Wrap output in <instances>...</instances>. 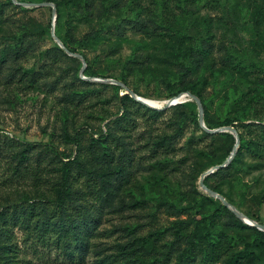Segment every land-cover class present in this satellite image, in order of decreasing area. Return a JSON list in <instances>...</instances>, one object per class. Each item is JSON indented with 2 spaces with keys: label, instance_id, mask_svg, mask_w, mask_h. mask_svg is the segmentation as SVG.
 <instances>
[{
  "label": "rangeland",
  "instance_id": "rangeland-1",
  "mask_svg": "<svg viewBox=\"0 0 264 264\" xmlns=\"http://www.w3.org/2000/svg\"><path fill=\"white\" fill-rule=\"evenodd\" d=\"M7 1L0 0L6 8L0 19V51L15 44L21 33L26 50L0 69V216L6 220L1 221V226L9 229L12 236L6 242L9 252L0 257V264H185L197 220L222 203L201 187L200 179L207 170L227 161L230 155L226 140L202 135L198 104L191 99L180 107L160 110L164 111L161 115L135 107L131 114L136 126L124 131L114 123L123 112L115 90L110 86L103 88L101 82L83 79L81 70L76 72L77 63L54 49L59 44L52 35V8L22 5L27 10H21L5 4ZM67 1L57 0L62 39ZM116 1L119 5L104 18L106 0H89L87 16L76 22V38L87 40L100 28L101 19L109 23L122 14L132 15L134 10L140 11L145 20L160 22L155 16V0ZM79 2L85 4V0ZM226 2L232 16L223 12L218 2L199 11L201 17L210 16L214 23L215 60L220 61L230 50L264 60V20L251 13L253 1ZM171 6H175L173 2ZM75 9H79L78 5ZM171 50V43L162 37L128 27L123 35L115 29L104 31L78 51L89 60L86 69L90 66L100 74L85 75L91 79L120 80L125 72L131 71L125 70V66L134 55L141 71L129 73L131 85L139 86L145 98L166 100V83H149L145 78L150 71L167 74L177 69ZM77 76L90 84L82 85ZM32 78L34 82L30 81ZM250 85L249 78L231 72L221 73L217 80L210 77L206 84L196 86L198 90L203 88L211 116L242 118L244 106H218L214 96H222L232 86L247 92ZM123 93L124 89L119 95ZM234 124L230 126L236 128L239 136L241 133L246 140L252 137L239 121ZM104 126L124 143L110 144L114 152L110 163H103L102 151L92 143L89 132V128L101 132ZM77 131L81 134V153L65 138V134L73 136ZM164 137L172 142L171 146H156ZM28 143L34 145L29 146L25 158L22 152ZM48 144L72 153L71 160H75L70 163L73 176L70 185L80 209L70 208V217L67 213L62 217L56 204L64 164L53 159L56 154ZM121 150L126 151L119 158ZM114 168H122V174L112 175ZM120 181L123 184L117 190L113 183ZM210 182L220 186L238 210L264 224V162L260 163L248 149H243L236 169L226 176L213 177ZM33 205L45 224L36 225L37 217L33 222L26 219L24 214ZM82 206L88 218L97 219L96 228L90 236L79 238L70 232L68 238L64 237L60 226L75 220ZM15 209L19 211L17 220L13 215ZM225 220L226 217H221L217 223L223 226ZM224 227L223 246L216 250L218 261L210 264H225L239 252H243L237 258L239 264L264 263V235L258 236L255 230L239 225ZM203 261L204 257L199 256L192 264Z\"/></svg>",
  "mask_w": 264,
  "mask_h": 264
},
{
  "label": "trees",
  "instance_id": "trees-1",
  "mask_svg": "<svg viewBox=\"0 0 264 264\" xmlns=\"http://www.w3.org/2000/svg\"><path fill=\"white\" fill-rule=\"evenodd\" d=\"M43 2H53L57 7V21H56V35L62 40L66 48H68L73 53H80L78 50L82 48L85 44L90 43L91 40L96 38V35L104 32L111 31L115 29L118 31L119 35H123L125 30L129 27L132 29H137L146 34H155L168 43H171V57L174 61L175 65H177V69L175 71H168L167 74L160 73L157 71L147 72V76L145 80L147 82L157 81L166 83L167 92L165 93V98L174 97L180 93L191 91L195 95H197L204 106V117L206 125L211 128H219L227 125H235L236 121H239L243 124V127L248 130L252 137L249 140H246L243 135L240 133V148L234 159L228 164L225 168H220L216 172L208 175L204 182L205 184L215 190L223 194L228 201L233 203V200L224 193V190L220 186L213 185L210 180L216 176H226L228 173L230 174L232 170L238 167V161L243 153V149H248L252 155L258 158L260 163L264 162V60H260L257 57H253L250 53L244 54H236L234 50L227 51V53L221 58L220 61L215 60V42L213 41L214 32L212 31V27L214 23L210 16L201 17L199 11L206 7H211L213 3H219L221 5L223 12L232 16V10L227 6V0H155L156 11L155 16L160 20L158 23L157 20L154 19L145 20L141 17L140 11H135L132 15L127 16L122 14L118 19H111L109 23H105L103 19L100 21V28L95 32V35L90 36L87 40L77 39L75 36L76 22L84 19L88 14V6L91 4L89 0H85V4H81L79 0H68L66 2V11H67V20L65 21V38L62 39L59 36V28L61 26V12L60 5L57 0H42ZM254 3L252 14L254 17L261 16L264 20V0H252ZM175 5L171 6V3ZM233 2V1H232ZM118 1L112 2V0H106L105 3V12L104 18L108 17L109 11L113 7H117L119 4ZM234 3V2H233ZM5 4L10 5L14 8L27 10V8L22 5L15 4L13 0H8ZM78 5L79 9H75V6ZM233 5V4H231ZM193 8V9H192ZM5 6L4 4H0V19L5 14ZM248 13V10L246 14ZM225 14V15H226ZM224 15V17H225ZM22 35V33H21ZM16 36V40H18L15 44H11L9 48L2 49L0 51V69L7 62L12 59L19 58L22 53H25L26 48L23 46V38L22 36ZM24 37V36H23ZM58 53L65 55L70 60L77 63L76 72L81 70L82 62L77 57H70L66 54L65 50L58 45L54 48ZM81 54V53H80ZM84 56L87 62H89L87 56L85 54H81ZM140 63L135 59L133 55L126 63L125 70L131 71H141L139 66ZM125 72L120 79L123 83H125L128 87H130L134 92L140 96H145L143 92H141L139 86L131 85V81L129 80V73ZM231 72L238 73L246 78L250 79L251 85L247 92L242 91L237 86H232L227 92H225L222 96L218 97L216 94L214 97L217 98L218 106H226L231 104H236V106H244L245 113L242 118L233 117L230 118L228 116L222 117L221 115L214 118L211 116L209 109L207 107L208 100L207 97L203 93V88L200 90L197 89V83L206 84L210 77H214L217 80L221 73H225L226 75H230ZM210 73V76L207 75ZM141 74V72L139 73ZM84 75L86 76H98L100 75L97 72L93 71V68L88 66V68L84 71ZM197 82L194 83V80ZM35 78L30 80L34 82ZM77 80L82 84H90L88 81L83 80L80 76H77ZM100 86L112 87L116 92V97L120 100V105L123 108L122 115L114 120L115 124L122 126L124 131L130 130L136 126L135 119L132 117L133 108H137L139 110L145 109L151 111L153 115H161L164 111H160L157 109H152L141 102L135 100L129 94L119 95L120 91H123V88L119 85L114 84H105L100 83ZM74 93L79 94L77 91L73 90ZM181 104L175 106V108L180 107ZM243 120H248L250 122L244 123ZM198 123V122H197ZM199 124V123H198ZM202 135L205 137L215 138L219 136L226 140L228 145L227 151L230 155L233 150L234 144L236 143V139L234 136L228 132L210 134L202 127H199ZM89 132L92 135L93 144L95 143L103 154V163H110L112 159H114V152L111 150V143L116 142V146H123L124 143L121 141V138L114 136L113 132L107 129L106 126L102 128L101 132H97L92 128H89ZM66 140L73 144L78 152L81 153L83 150V145L81 141V134L79 131L75 133L73 136L69 134H65ZM156 146L168 148L171 146L172 142L167 141V138H162L157 141ZM28 147L22 152V157L27 158V154L30 149L29 146H33L34 144H27ZM47 146V145H45ZM51 150L56 154L54 160H58L59 162H63L64 166L62 167L63 172V181L61 183L60 188L57 190L58 200L56 204L58 208L61 210V216L63 217V213H67L70 217V208L80 209L78 207L77 200L74 196V190L72 189L71 184V167L70 163H73L75 160H71L72 153L67 154L64 151H60L53 144H48ZM91 147H93L91 145ZM124 151L121 150V154L119 158L124 155ZM65 159H68L65 161ZM122 168H114L112 170V175L122 174ZM90 173V172H87ZM82 174L81 169L79 170V175ZM124 181V183H127ZM117 190L123 184V181L119 183H113ZM205 199H210V197L203 196ZM75 203V204H74ZM170 206L178 210L180 209L176 207L174 204H170ZM36 205H33L31 211L26 212L24 214L26 219L29 222H33L37 217L36 225L44 222L45 220L40 219V214L35 213ZM18 209H15L13 215L18 219ZM30 213V215H29ZM221 217H226L224 225H220L217 223V219ZM77 218H80L81 222L78 221ZM75 220H71L69 222H63L60 226L63 229V236L68 238L70 232L74 233L76 237L82 238L85 236H90L93 233V230L96 228L95 224L97 219H90L86 215V210H80L79 214H77ZM6 221L0 216V257H3L6 253H8L6 244L7 241L11 240V234L9 229L1 226V221ZM239 225L243 229H253L256 231L258 236L264 235V231L259 230L256 227L249 226L245 224L242 220H240L231 210H229L223 203L220 204L218 208H214L213 212L206 214L202 219L197 220L196 228L189 239L190 246L187 250L189 252L186 254L185 264H192L195 262L196 257L203 256L204 261L201 264H210L218 261L216 250L222 248L223 239L225 237V227L224 226H235ZM79 242V241H78ZM83 243V240H81ZM203 244H207L206 247ZM249 246L246 247V250ZM84 252V250H83ZM73 252H69V255L73 257ZM243 252L233 254L225 264H239L237 258L241 256ZM178 264H182L179 262ZM264 264V263H259Z\"/></svg>",
  "mask_w": 264,
  "mask_h": 264
},
{
  "label": "water",
  "instance_id": "water-1",
  "mask_svg": "<svg viewBox=\"0 0 264 264\" xmlns=\"http://www.w3.org/2000/svg\"><path fill=\"white\" fill-rule=\"evenodd\" d=\"M13 2L16 3V4H21V5L26 6V7H40V6H45V7H51L52 8V10H53L52 35L55 38V40L57 41V43L59 44V46L61 48H63L70 56L77 57V58H79L82 61L83 66H82V69H81V76H82L83 79L92 80V81H98V82L106 83V84L119 85V86H121L125 90V93H123V94H129L135 100L141 102L142 104H144V105H146L148 107H151V108H154V109H157V110H165V109H167L169 107H172L174 105L182 104V103L186 102L187 100H190V99L191 100H194L198 104V108H199V122H200V125L204 128V130H206L209 133L230 132L231 134H233L234 137H235V139H236V144H235V146H234V148H233V150H232L229 158L227 159V161L225 163L220 164V165H216V166L210 168L209 170H207L201 176L200 184H201V187L210 196H212L214 198H218L219 200H221V202L229 210H231L240 220H242L245 224H247L249 226H252V227H256V228H258L261 231H264V224H262V223H260V222H258L256 220H254V219L246 216L243 212H241L240 210H238L230 201H228L225 196H223L222 194H220V193H218V192L210 189L205 184V182H204L205 178L208 175L216 172L220 168L227 167L228 164L232 161V159L237 154L238 149H239V145H240V136H239V133H238V131L236 130L235 127L229 125V126H223V127L214 128V129L209 128L206 125V123H205L203 103H202L201 99L198 96H196L195 94H193L191 92H183V93H180V94H178V95H176L174 97H171L169 99H166L164 101L165 102L164 105H162V106H155V105H152L148 101L147 98L136 94L131 88H129L125 83H123L120 80H117V79H114V78L91 79V78L86 77L84 75V71H85V69L87 67V61L84 58V56L81 55L80 53H73V52H71L68 48H66V46L64 45V43L62 42V40L55 33V25H56V21H57V7H56V5L53 2H42V3H31V4L22 3V2H19L18 0H13Z\"/></svg>",
  "mask_w": 264,
  "mask_h": 264
},
{
  "label": "bare ground",
  "instance_id": "bare-ground-1",
  "mask_svg": "<svg viewBox=\"0 0 264 264\" xmlns=\"http://www.w3.org/2000/svg\"><path fill=\"white\" fill-rule=\"evenodd\" d=\"M148 101L152 104V105H155V106H162L165 104V100H157V99H151V98H147Z\"/></svg>",
  "mask_w": 264,
  "mask_h": 264
}]
</instances>
